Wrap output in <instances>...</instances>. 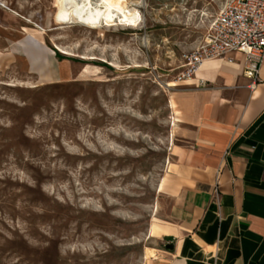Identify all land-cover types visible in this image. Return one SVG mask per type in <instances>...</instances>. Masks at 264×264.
<instances>
[{
	"label": "rangeland",
	"instance_id": "rangeland-1",
	"mask_svg": "<svg viewBox=\"0 0 264 264\" xmlns=\"http://www.w3.org/2000/svg\"><path fill=\"white\" fill-rule=\"evenodd\" d=\"M224 2L65 23L58 0H0V264H146L184 144L174 77Z\"/></svg>",
	"mask_w": 264,
	"mask_h": 264
},
{
	"label": "crops",
	"instance_id": "crops-1",
	"mask_svg": "<svg viewBox=\"0 0 264 264\" xmlns=\"http://www.w3.org/2000/svg\"><path fill=\"white\" fill-rule=\"evenodd\" d=\"M230 57L173 89L184 144L158 184L171 204L146 264H264V61L250 86L244 55Z\"/></svg>",
	"mask_w": 264,
	"mask_h": 264
},
{
	"label": "built area",
	"instance_id": "built-area-1",
	"mask_svg": "<svg viewBox=\"0 0 264 264\" xmlns=\"http://www.w3.org/2000/svg\"><path fill=\"white\" fill-rule=\"evenodd\" d=\"M233 52L244 55L243 73L251 80L250 86H254L259 67L264 61V0H225L202 41L184 55V62L174 82L178 84L193 78L205 60L221 58L231 61L230 54ZM217 188L216 180L213 187L215 198Z\"/></svg>",
	"mask_w": 264,
	"mask_h": 264
},
{
	"label": "bare ground",
	"instance_id": "bare-ground-1",
	"mask_svg": "<svg viewBox=\"0 0 264 264\" xmlns=\"http://www.w3.org/2000/svg\"><path fill=\"white\" fill-rule=\"evenodd\" d=\"M125 3L126 0H95L94 3L93 0H58L57 17L65 23L73 20L92 22L112 11L118 13L124 22L135 21L136 11L127 7ZM176 119L174 117L173 122Z\"/></svg>",
	"mask_w": 264,
	"mask_h": 264
},
{
	"label": "water",
	"instance_id": "water-1",
	"mask_svg": "<svg viewBox=\"0 0 264 264\" xmlns=\"http://www.w3.org/2000/svg\"><path fill=\"white\" fill-rule=\"evenodd\" d=\"M165 239H168L167 237H165Z\"/></svg>",
	"mask_w": 264,
	"mask_h": 264
}]
</instances>
